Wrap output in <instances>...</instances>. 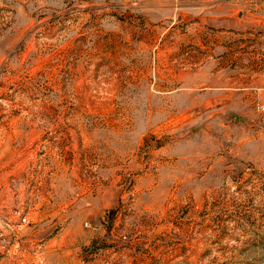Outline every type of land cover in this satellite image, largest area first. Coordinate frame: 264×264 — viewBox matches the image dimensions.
Wrapping results in <instances>:
<instances>
[{
  "label": "rangeland",
  "instance_id": "obj_1",
  "mask_svg": "<svg viewBox=\"0 0 264 264\" xmlns=\"http://www.w3.org/2000/svg\"><path fill=\"white\" fill-rule=\"evenodd\" d=\"M0 264H264V0H0Z\"/></svg>",
  "mask_w": 264,
  "mask_h": 264
}]
</instances>
